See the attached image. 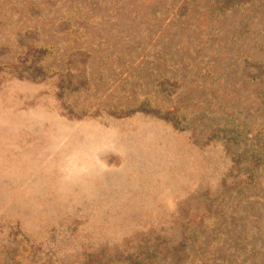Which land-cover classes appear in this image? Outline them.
I'll use <instances>...</instances> for the list:
<instances>
[{
	"label": "rangeland",
	"instance_id": "obj_1",
	"mask_svg": "<svg viewBox=\"0 0 264 264\" xmlns=\"http://www.w3.org/2000/svg\"><path fill=\"white\" fill-rule=\"evenodd\" d=\"M223 5L0 0V264H264V0Z\"/></svg>",
	"mask_w": 264,
	"mask_h": 264
},
{
	"label": "trees",
	"instance_id": "obj_2",
	"mask_svg": "<svg viewBox=\"0 0 264 264\" xmlns=\"http://www.w3.org/2000/svg\"><path fill=\"white\" fill-rule=\"evenodd\" d=\"M230 1L232 0H224L223 6L226 7L227 6L226 4H228V2ZM206 66H208V64H206ZM144 106H146L145 103H141L140 107H144ZM250 176L251 174L247 175L246 178H250ZM185 245L186 244L184 241L181 245L176 246L175 251H178V252L172 256V259L170 262H168L167 261L168 259L164 257L162 264H183L185 263L188 258V255H187L188 251H185V247H186ZM146 253H147L146 255H142L143 253L141 252H134L128 255H122L120 256L119 259L117 260L115 259L111 261L110 264H139L142 261H145V264H156L155 257L157 256V254L155 250H148L146 251ZM202 256L203 258L208 260V257H209L208 255L202 253ZM88 264H101V263L97 259H94V260H90Z\"/></svg>",
	"mask_w": 264,
	"mask_h": 264
}]
</instances>
